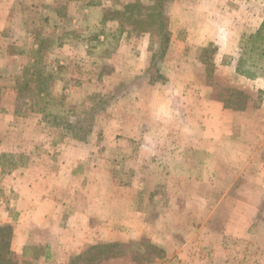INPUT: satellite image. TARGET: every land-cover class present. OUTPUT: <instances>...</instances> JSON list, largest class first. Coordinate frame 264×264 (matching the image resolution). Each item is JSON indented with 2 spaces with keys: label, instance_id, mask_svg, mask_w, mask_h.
<instances>
[{
  "label": "rangeland",
  "instance_id": "1",
  "mask_svg": "<svg viewBox=\"0 0 264 264\" xmlns=\"http://www.w3.org/2000/svg\"><path fill=\"white\" fill-rule=\"evenodd\" d=\"M155 7L0 0V176L30 171L36 142L84 161L61 181L72 189L89 170L75 202L95 192L84 231L94 242L67 264L108 243L121 247L73 264H264V57L244 54L264 0H163L161 58ZM239 57L253 78L236 73ZM126 210L139 218L123 219ZM43 252L26 246L13 258L60 263Z\"/></svg>",
  "mask_w": 264,
  "mask_h": 264
},
{
  "label": "crops",
  "instance_id": "2",
  "mask_svg": "<svg viewBox=\"0 0 264 264\" xmlns=\"http://www.w3.org/2000/svg\"><path fill=\"white\" fill-rule=\"evenodd\" d=\"M222 107L226 108L223 104ZM223 136L221 134L220 138ZM207 138L211 139V136L206 134L205 139ZM239 140L251 143L248 138ZM42 145L43 143L36 142L28 147L27 155L31 158L24 167H30V171L12 168L1 174L0 192L9 196L0 198V224L12 227L10 250L16 256H22L26 246H42L45 251L42 253V262L56 256L61 261L57 263L56 260L54 264H67L69 257L78 254L86 244L94 242V239L85 236L84 231L88 230L90 218L96 215V200L93 198L95 192L93 191V195L88 192L91 195L89 203L77 205L75 199L80 192L76 193V189H87L89 170L83 167L81 173H75L76 179L80 178L81 183L78 186L77 183L74 184L72 189L61 179L66 177L64 175L68 166L84 164V161L78 159L77 155L73 156L61 150L56 151V154H42L39 152ZM33 151L37 152L36 156L32 154ZM94 169L92 167L91 170L95 171ZM56 184L64 191L56 192ZM248 206L252 210L255 207L253 201ZM7 210L12 212L3 214ZM139 216L126 210L122 218L136 220Z\"/></svg>",
  "mask_w": 264,
  "mask_h": 264
},
{
  "label": "trees",
  "instance_id": "3",
  "mask_svg": "<svg viewBox=\"0 0 264 264\" xmlns=\"http://www.w3.org/2000/svg\"><path fill=\"white\" fill-rule=\"evenodd\" d=\"M162 3L163 0H156V7L158 10L155 13L154 17L157 19V30L159 36L158 42V57H163L166 49H167V31L165 29V22H164V15L162 10ZM105 20V16H104ZM250 52L255 53L256 55L259 54L260 57H264V21L261 23L259 28L251 35H249L245 40L244 46V54ZM235 71L237 74L242 75L246 78H253L255 76L251 70L245 68V62L242 57H239L237 64L235 66ZM29 72V70H28ZM28 75V74H26ZM31 75H33L31 73ZM24 86H28L26 82ZM65 126V125H64ZM71 125H68L70 127ZM67 128V127H66ZM80 129H77V132ZM83 138V136H82ZM12 238V227L10 225H0V264H16L14 261L13 253L10 250V242ZM146 247V245H144ZM121 245L117 243H108V244H95L89 246L86 251L82 254L74 257L72 259V264L74 261L80 259L81 257H85L88 255V259L92 260L94 258L95 253L100 251V254H116V251H119ZM147 248H151L148 247ZM154 248V247H153ZM156 250V248H154ZM159 252H162L161 249H157Z\"/></svg>",
  "mask_w": 264,
  "mask_h": 264
}]
</instances>
